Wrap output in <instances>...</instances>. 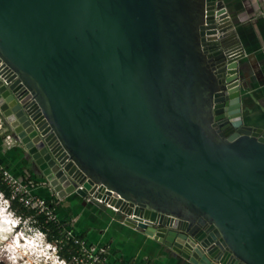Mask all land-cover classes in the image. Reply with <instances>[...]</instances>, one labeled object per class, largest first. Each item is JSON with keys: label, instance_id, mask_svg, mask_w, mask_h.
<instances>
[{"label": "water", "instance_id": "1", "mask_svg": "<svg viewBox=\"0 0 264 264\" xmlns=\"http://www.w3.org/2000/svg\"><path fill=\"white\" fill-rule=\"evenodd\" d=\"M244 58L223 0H0V116L30 172L191 264H264Z\"/></svg>", "mask_w": 264, "mask_h": 264}, {"label": "crops", "instance_id": "2", "mask_svg": "<svg viewBox=\"0 0 264 264\" xmlns=\"http://www.w3.org/2000/svg\"><path fill=\"white\" fill-rule=\"evenodd\" d=\"M223 1L245 54L242 112L250 125L264 128V0ZM4 134L6 130H0V165L17 178L32 180L37 196L58 200L47 184L30 172L22 147L5 139ZM70 196L58 200L57 222L88 243L106 249L109 264H191L126 225L120 215L105 206L79 196L68 204ZM61 206L70 210L62 214Z\"/></svg>", "mask_w": 264, "mask_h": 264}, {"label": "built area", "instance_id": "3", "mask_svg": "<svg viewBox=\"0 0 264 264\" xmlns=\"http://www.w3.org/2000/svg\"><path fill=\"white\" fill-rule=\"evenodd\" d=\"M264 12V8H263ZM2 121L0 118V129L3 130ZM3 124V123H2ZM5 131V130H3ZM9 140H11L8 137ZM0 179L1 182L6 186L9 192V198L5 199L3 194L0 193V199H4V202L9 208L10 201H16L18 204L22 205L24 208L34 211L36 215H43L46 218V221L56 222V207L58 204V200H54L53 198L47 200L43 199L36 194L33 193V188L35 183L32 180H22L17 178L13 174H11L8 170L4 169L0 165ZM86 202H97L99 204H103L106 208L111 209L115 212L114 209L110 208L107 204L101 203L100 200L94 199L92 196L86 195L83 198ZM92 200V201H91ZM14 214V213H13ZM19 219V218H18ZM25 222L31 225V221L34 222V219L26 218ZM40 232V231H39ZM42 233V232H40ZM43 234V233H42ZM70 242L74 249V254H72L71 262L63 260L64 264H108V252L106 249L98 247L96 245L88 243L85 239L79 238L75 236L71 231H66L64 233V239L60 240L58 243H53L54 252L56 253V249H60L63 246V242ZM59 257V256H58ZM24 259H18L13 254L8 256L9 264H37L34 262L36 260H32L33 262L29 263L23 261Z\"/></svg>", "mask_w": 264, "mask_h": 264}, {"label": "rangeland", "instance_id": "4", "mask_svg": "<svg viewBox=\"0 0 264 264\" xmlns=\"http://www.w3.org/2000/svg\"><path fill=\"white\" fill-rule=\"evenodd\" d=\"M0 118L3 123V124L1 123L3 127L2 129L6 130L5 123L1 116ZM4 136L5 139L8 138L7 132L6 134H4ZM11 142H13V140ZM14 143L18 146L20 145L19 143L16 142ZM29 164L30 163H28V165ZM74 199H79V197H77V195L75 194H72V196H70L67 200L68 204H72V200ZM99 205H103V204H99ZM68 210L70 209L69 208L66 209L64 206H61L62 214L67 213ZM1 211L3 212L1 213V216H3L4 218L0 219V264H9V262L7 261L8 256H11L12 254L18 259H24L23 261L25 262L30 260L29 263L30 262L32 263L33 262L32 260H36L34 262H37V264H64L62 262L64 259L58 257L59 255L57 254V249H56V253L54 252L55 245L53 243L46 241L44 234L40 233L37 228L29 225V223L25 221H19L18 217L14 215L9 208L6 207L4 199H0V212ZM2 220L6 221V223L5 222L3 223ZM14 226L17 227L15 228ZM18 237L23 239V241L17 243L16 239ZM26 241H30L31 245H33V242L36 245H38L39 248L37 249V251L33 248H30L26 252L28 246ZM12 243H14L15 249H13Z\"/></svg>", "mask_w": 264, "mask_h": 264}, {"label": "trees", "instance_id": "5", "mask_svg": "<svg viewBox=\"0 0 264 264\" xmlns=\"http://www.w3.org/2000/svg\"><path fill=\"white\" fill-rule=\"evenodd\" d=\"M0 193L3 194L5 199L9 198V192L6 186L1 182L0 179ZM9 209L19 218V221H24L26 218H33L34 222L31 221V226L37 228L45 236V240L50 243H58L60 240L64 239L65 230L56 220V222L46 221L45 216L36 215L34 211L24 208L22 205L18 204L16 201H10ZM76 236V235H75ZM79 238H82L78 236ZM57 249V254L60 258L64 259L68 263L71 261L72 254H74V247L70 242H63V246ZM109 264V262H108Z\"/></svg>", "mask_w": 264, "mask_h": 264}, {"label": "bare ground", "instance_id": "6", "mask_svg": "<svg viewBox=\"0 0 264 264\" xmlns=\"http://www.w3.org/2000/svg\"><path fill=\"white\" fill-rule=\"evenodd\" d=\"M99 200H101L100 198H98ZM110 208H112V209H114V207H112V206H109ZM1 213H3L2 211L0 212V219L1 218H4L3 216H1ZM129 216H133V214L131 213ZM8 219V218H7ZM7 219H5V220H7ZM3 221V223L5 222L6 223V221H4V220H2ZM15 228L17 227V226H14ZM7 229V228H6ZM7 231V230H6ZM6 231H4V232H6ZM21 241H23V239H21L20 237H18L17 239H16V242L17 243H19V242H21ZM26 243H27V249H26V252L30 249V248H33V249H35L36 251H37V249L39 248V246L38 245H36L34 242H33V245H31L30 244V241H26ZM12 247H13V249H15V245H14V243H12ZM21 247V246H20ZM19 247V248H20ZM16 252H17V250H16Z\"/></svg>", "mask_w": 264, "mask_h": 264}, {"label": "clouds", "instance_id": "7", "mask_svg": "<svg viewBox=\"0 0 264 264\" xmlns=\"http://www.w3.org/2000/svg\"><path fill=\"white\" fill-rule=\"evenodd\" d=\"M7 207V206H6Z\"/></svg>", "mask_w": 264, "mask_h": 264}]
</instances>
